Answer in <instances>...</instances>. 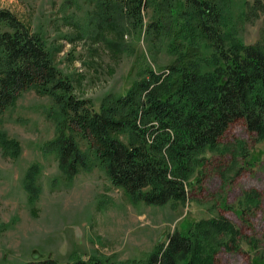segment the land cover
Masks as SVG:
<instances>
[{
    "label": "rangeland",
    "instance_id": "rangeland-1",
    "mask_svg": "<svg viewBox=\"0 0 264 264\" xmlns=\"http://www.w3.org/2000/svg\"><path fill=\"white\" fill-rule=\"evenodd\" d=\"M183 0H155L142 12L145 27L105 21L100 0H0L43 40L53 63L69 78L79 98L98 110L108 95L120 96L145 70L160 73L179 58L211 55L197 30L179 29L172 12ZM225 32L246 45L264 48V0H220ZM53 104L34 90L23 92L0 116V134L20 146L16 157L0 143V264L52 259L57 264H148L158 244L199 222L222 219L239 232L235 247L217 246L213 264H262L264 259V139L242 120L231 123L215 151L190 177L188 199L164 206L132 201L104 170L68 178L46 144L57 136ZM85 153L86 141L76 138ZM37 167L34 192L25 187ZM259 194V204L248 195ZM248 196V197H247ZM223 245L229 237L221 238Z\"/></svg>",
    "mask_w": 264,
    "mask_h": 264
},
{
    "label": "trees",
    "instance_id": "trees-1",
    "mask_svg": "<svg viewBox=\"0 0 264 264\" xmlns=\"http://www.w3.org/2000/svg\"><path fill=\"white\" fill-rule=\"evenodd\" d=\"M153 1L100 0V8L105 21L116 18L156 35L159 24L145 27L142 19ZM219 2L183 0L171 14L179 29L198 31L210 56L179 58L160 73L147 68L132 89L120 96L108 94L98 110L75 94L41 37L9 9L0 8V116L25 91L48 96L58 130L46 150L56 156L66 177L97 164L132 201L151 206L186 202L187 183L203 154L217 149L231 123L242 120L258 140L264 139V48L225 32ZM261 9L264 15V5ZM77 137L86 141L90 153L81 151ZM0 143L10 156L20 154L15 140L0 134ZM37 172L31 166L24 178L32 193ZM248 196L259 204L257 192ZM223 236L229 237L228 244H222ZM238 236L225 220L202 221L186 233L172 232L166 244L154 248L148 264H213L216 247L231 250ZM24 264L57 263L45 259Z\"/></svg>",
    "mask_w": 264,
    "mask_h": 264
}]
</instances>
